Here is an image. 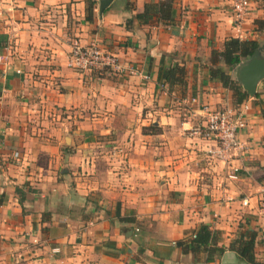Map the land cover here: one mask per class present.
<instances>
[{"label":"crops","instance_id":"1","mask_svg":"<svg viewBox=\"0 0 264 264\" xmlns=\"http://www.w3.org/2000/svg\"><path fill=\"white\" fill-rule=\"evenodd\" d=\"M158 1L113 0L99 16L93 0L88 20V0H0V264H255L231 246L249 231L264 262L262 80L238 103L207 63L228 37L264 41V0L238 27L232 0H174L173 24L126 27ZM74 39L121 70L67 67ZM171 53L186 86L168 91L157 74ZM203 104L246 121L225 160L186 131ZM203 224L223 247L208 263L177 244Z\"/></svg>","mask_w":264,"mask_h":264},{"label":"trees","instance_id":"2","mask_svg":"<svg viewBox=\"0 0 264 264\" xmlns=\"http://www.w3.org/2000/svg\"><path fill=\"white\" fill-rule=\"evenodd\" d=\"M174 0H159L154 5H145L142 12H138L126 20V27H130L133 20L140 23H148L155 17L157 23L173 24L175 19ZM152 7L154 9L152 10ZM93 16V0L87 2L88 20H92ZM257 40H242L237 37H228L220 48L212 47L208 58V70L210 78L221 83V85L232 91L236 102L248 98L247 93L242 89L241 85L234 79L232 74L234 67L242 60L249 57L258 46ZM165 58H168V63H165ZM173 59H176L173 61ZM179 58L176 54H162L159 61L157 82L167 87V90H172L175 86H186V68L179 64ZM264 87V79L261 81ZM150 127L153 128L152 125ZM145 128H143L144 131ZM20 193L19 188L16 189ZM22 201V198H19ZM216 231L209 229L207 225H200L198 230L186 240H179L177 244L180 245L183 251L197 252L203 250L206 253L204 263L212 260L213 254H220L223 247L216 245ZM256 233L249 231L244 239H236L232 243V247L245 257L246 261L259 264L256 262L253 255L254 241ZM260 264H264L260 263Z\"/></svg>","mask_w":264,"mask_h":264},{"label":"built area","instance_id":"3","mask_svg":"<svg viewBox=\"0 0 264 264\" xmlns=\"http://www.w3.org/2000/svg\"><path fill=\"white\" fill-rule=\"evenodd\" d=\"M249 3V0H232L231 7L233 18L237 24L236 27L244 20L249 9ZM66 65L76 71L107 69L114 72L121 70L118 57L102 48L95 40L87 43H81L77 39L72 40ZM130 72L133 73V70H130ZM159 86L164 88L162 84ZM194 101L196 100L192 98L191 102ZM200 112L202 113V120L186 129L188 135L215 142L217 156L225 160L231 152L240 147L238 133L246 125L243 115L233 108H217L208 104H203ZM15 156H17L16 153ZM234 171H236V168ZM230 177L236 178V174L232 173ZM259 203L261 214L264 217V184L261 188ZM242 204L246 205V200H242Z\"/></svg>","mask_w":264,"mask_h":264},{"label":"water","instance_id":"4","mask_svg":"<svg viewBox=\"0 0 264 264\" xmlns=\"http://www.w3.org/2000/svg\"><path fill=\"white\" fill-rule=\"evenodd\" d=\"M112 2L113 0H97L99 16ZM233 76L249 97L255 95L258 83L264 79V41L259 43L249 57L242 59L234 67ZM69 141L70 139L65 137L64 143Z\"/></svg>","mask_w":264,"mask_h":264},{"label":"rangeland","instance_id":"5","mask_svg":"<svg viewBox=\"0 0 264 264\" xmlns=\"http://www.w3.org/2000/svg\"><path fill=\"white\" fill-rule=\"evenodd\" d=\"M63 144H64V142H63Z\"/></svg>","mask_w":264,"mask_h":264}]
</instances>
